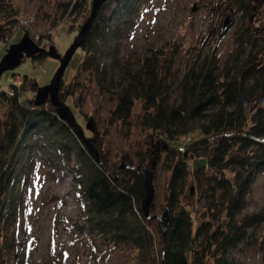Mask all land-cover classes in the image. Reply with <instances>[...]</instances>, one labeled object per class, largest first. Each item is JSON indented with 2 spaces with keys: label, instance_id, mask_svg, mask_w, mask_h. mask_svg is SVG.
Listing matches in <instances>:
<instances>
[{
  "label": "trees",
  "instance_id": "obj_1",
  "mask_svg": "<svg viewBox=\"0 0 264 264\" xmlns=\"http://www.w3.org/2000/svg\"><path fill=\"white\" fill-rule=\"evenodd\" d=\"M146 1L108 0L104 4L86 45L80 48L83 56L76 79L88 78L97 84L105 80L104 45L109 29L135 25ZM229 1L249 18L256 9V0ZM9 2L0 0L2 43L20 29ZM91 3L75 0L65 10L82 8L87 19ZM238 38L242 46L255 47L250 24L241 28ZM260 53L264 47L256 54L249 52L242 61L241 56L232 59L221 72L215 49H211L186 71L179 97L172 100L160 89L163 81L157 56L143 58L140 72L132 78L135 82L116 96L110 113L111 127L130 134L137 130L147 138L140 152L122 153L130 166L120 169L122 177L116 176L99 142L100 162L89 155L49 102L36 106L35 100H22V92L37 91L39 86L27 75L13 74L11 87L0 91V264H7L9 254L23 244L13 227L39 160L56 168L60 163L71 174V190L81 210L73 229L91 254L125 245L139 252L146 264L163 245L161 264H236L231 253L256 242L253 231L264 221L261 211H246L253 179L264 171V60L258 57ZM47 58L42 52L30 59L38 65ZM74 83L63 81L61 89ZM60 95L64 98L61 91ZM137 101L141 102L140 116L137 125H129ZM153 137L161 143L157 159L165 155L163 164L169 173L164 207L170 216L165 227L155 226L142 212L144 176L131 169L150 160ZM184 137L190 140L180 153ZM192 161H198L193 170L201 172L202 191L196 198L190 190V202L184 203L185 189L193 180Z\"/></svg>",
  "mask_w": 264,
  "mask_h": 264
},
{
  "label": "rangeland",
  "instance_id": "obj_2",
  "mask_svg": "<svg viewBox=\"0 0 264 264\" xmlns=\"http://www.w3.org/2000/svg\"><path fill=\"white\" fill-rule=\"evenodd\" d=\"M92 0H90L91 2ZM75 0H10L17 13L20 28L15 35L5 41L0 48V60L10 45L18 43L25 32L32 40L45 50L53 46L57 53L63 55L85 22L82 8L65 10L66 4ZM255 11L249 18L229 0H148L140 12L135 25H119L109 29L105 42L104 69L105 80L101 84L83 78L76 79V68L83 53L78 49L67 69L63 81H75L73 86H66L65 103L73 111L77 122L85 135L93 134L85 129V124L94 118L100 136L97 143L103 152L109 154L111 165L116 169V176L122 177L120 168H130L121 155L126 150L141 151L144 138L137 130L132 133L118 127L110 121V113L116 106V96L140 72L142 59L157 56L156 67L161 70L160 89L171 100L179 97V84L187 70L194 68L204 55L215 49L219 70L238 56L242 61L249 52L259 51L264 47V0L255 1ZM115 6V5H114ZM246 24L255 36V47L251 44L241 45L238 34ZM156 55V56H155ZM264 60V53L258 54ZM195 62V63H194ZM60 65L59 60L48 56L44 63L34 65L30 58L24 57L21 65L7 71L0 77V91L12 85V75H27L36 81L39 87L47 85ZM220 72V73H221ZM21 82V80H20ZM79 82V83H77ZM36 91L25 90L22 100H35ZM48 102V101H47ZM264 105V101L262 103ZM141 102L134 107L132 121L137 125ZM153 145L157 140L151 138ZM161 154V143L156 154L145 165L137 164V171L144 176L152 159L156 165L153 169L154 201L150 209V221L155 226L165 227L166 209L164 207L166 184L169 173L163 164L165 155ZM53 166L44 161H37L25 191L23 210L18 214L13 232L23 244L9 254L7 264H142L139 252L130 246L116 245L109 249L91 254L81 242L73 229L78 220L80 207L74 200L71 190V174L61 164ZM190 167H198V161H192ZM193 180L185 191L182 201L190 202L188 192L198 198L202 191V175L193 170ZM247 198L246 211H261L264 215V171L253 179ZM255 241L248 248L234 251L231 258L236 264H264V221L254 231ZM163 245L146 264H161Z\"/></svg>",
  "mask_w": 264,
  "mask_h": 264
},
{
  "label": "water",
  "instance_id": "obj_3",
  "mask_svg": "<svg viewBox=\"0 0 264 264\" xmlns=\"http://www.w3.org/2000/svg\"><path fill=\"white\" fill-rule=\"evenodd\" d=\"M108 0H92L90 14L81 26L78 35L74 38L72 44L68 47L63 55L56 52L55 48L51 46L49 50L37 45L29 36L27 32L24 33L21 40L18 43L12 44L7 49L5 55L0 60V77L3 73L7 71H12L19 67L23 61L24 57L32 58L36 54L46 52L50 58L59 60L60 65L54 74L51 81L45 85L41 86L36 91L35 105L42 106L47 101L55 108L59 118L67 124L69 128L72 129L76 137L85 146L89 155L94 158L97 162H100V153L97 147V141L100 136L98 125L96 124L94 118H90L85 124V129L93 134V136H86L85 131L82 126L77 122V119L71 110V108L65 103V98H61L60 90L63 82V76L65 70L67 69L70 61L72 60L75 52L86 45L87 39L89 37L92 26L104 4ZM159 146V141L157 145L154 146L153 154H156L157 148ZM167 149L168 146H163ZM156 165L154 159L151 160L148 169L144 170V188L145 197L141 203L142 212L147 219H150V209L154 201V186H153V169ZM122 165L120 168H124ZM131 169L139 171V167H131ZM117 178L115 179V181ZM168 211L165 212V216H168ZM166 220V226H167ZM164 264V263H162Z\"/></svg>",
  "mask_w": 264,
  "mask_h": 264
},
{
  "label": "built area",
  "instance_id": "obj_4",
  "mask_svg": "<svg viewBox=\"0 0 264 264\" xmlns=\"http://www.w3.org/2000/svg\"><path fill=\"white\" fill-rule=\"evenodd\" d=\"M2 45H3V43L0 42V48L2 47ZM17 79H18V77H17ZM9 94H13V92H12V91H9ZM189 140H190L189 137H184V138H182L181 145L178 147V151H179L180 153H184V152H185V144H186L187 142H189Z\"/></svg>",
  "mask_w": 264,
  "mask_h": 264
}]
</instances>
